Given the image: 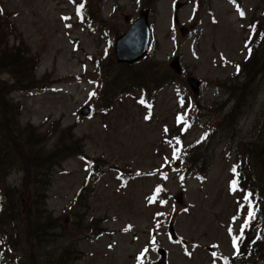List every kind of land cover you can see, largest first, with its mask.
<instances>
[{"label": "rangeland", "instance_id": "374dc122", "mask_svg": "<svg viewBox=\"0 0 264 264\" xmlns=\"http://www.w3.org/2000/svg\"><path fill=\"white\" fill-rule=\"evenodd\" d=\"M141 9H149L150 48L133 64L118 63L114 40ZM0 10L16 28L9 44L22 39L35 58L32 88L6 95L19 106V129L39 135L33 140L45 151L59 148L56 161L64 157L48 175L18 158L0 172V189L15 191L24 208L49 182L42 207L53 218L30 249L20 220L11 222L22 247L0 248V264H264L256 255L234 259L229 233L244 220L241 193L230 190L234 166L264 200V59L250 65L256 53L264 58V0H0ZM189 77L200 80L197 91ZM0 79L13 83L9 73ZM142 89L151 108L139 100ZM188 109L191 122L178 126ZM261 222L264 210L254 230Z\"/></svg>", "mask_w": 264, "mask_h": 264}, {"label": "trees", "instance_id": "16d2710c", "mask_svg": "<svg viewBox=\"0 0 264 264\" xmlns=\"http://www.w3.org/2000/svg\"><path fill=\"white\" fill-rule=\"evenodd\" d=\"M10 24L12 25V27H9V24L6 23L4 19H0V73H9L11 75V78L13 79L12 85L3 82V80L0 79V172L5 171L8 167L15 166L18 158L21 161V165L24 164L26 168L30 167L31 170L42 171V167H44L46 169L44 175H48L54 164L58 163L59 160H62L64 158H59L56 161L58 154L61 152L60 149L56 148L54 150L45 151L44 148L38 147L40 142H34L33 140L37 139L39 135H36V133L33 131L24 134L22 130L19 129L20 127L17 121V116H19V106L17 104H10L9 100L6 98V95L10 91L8 89L9 87H14L13 89L20 90L32 88V83L34 81L33 72L35 64V58L33 55H31L30 50L26 47H24V49L21 48V45H24V41L22 39H20V43L18 45H16L15 43L9 44L7 38L16 30L12 22H10ZM262 39H264V35ZM15 40H17V37H15ZM263 42L264 40L262 41V43ZM256 55L253 56L250 60V65H252L254 59V68H256V65L259 61L261 64V61L264 59L261 53H256ZM168 77L169 76L163 77L162 81L159 84L167 82L170 78ZM139 82H141V80ZM2 83L3 85H1ZM101 88L102 87H99L100 93L102 91ZM147 91L148 90L145 89L141 90L142 93L140 94L141 96H139V100H143V103H141L142 105L146 106L147 108H151L152 102L150 101V99L152 97H148ZM108 105L105 106L103 110H105L106 107H109ZM188 113L189 109L186 110L183 116V118L185 117L184 120L178 121V126H180L183 122H190V120L187 118ZM193 116H195L194 111ZM178 119H180V116H178ZM224 120H227V117H225ZM222 121L223 119L220 122L221 124ZM218 126L219 124H216L214 127L216 128ZM209 135L208 133L206 135H202V137L197 140V142L184 147V155L191 154L194 148L199 146V144L207 142L206 140H209ZM173 136L179 141L182 138L181 134L179 133ZM70 144L71 143L69 142L68 145ZM71 146L72 145L67 147V149H70ZM11 148H14L18 152V156L10 154ZM22 148L26 149L25 153L22 152ZM253 153L255 155V152ZM200 160L201 158H199L198 156H194L190 158L189 161H194L195 164H198ZM249 162L252 163V160ZM99 172L100 170L97 168L96 161L92 159L91 173L96 176L99 174ZM236 173L238 175L232 172L231 181L233 179H236L239 183L236 191H240L241 197L240 203L236 206V211L237 213H244V220L242 221L241 225L244 224L245 218L247 217L248 213V205L243 200V196L245 193L252 194L250 200L252 201V209L254 210L255 215L254 218L249 221L248 226L244 229L243 239L237 240V247L234 248L235 257H237L234 259H250L253 255H256L257 257H259V259H264V237H262L264 233V223L261 222L260 226L255 228V230L253 228L257 223L258 216L261 215V211L264 210V200L260 192L251 188H244L243 185L244 183L247 184V179L246 181L242 179L240 171L236 170ZM203 174V172L197 173V176L202 177ZM184 177H186V174L184 175ZM49 187V182H46L43 186H38V188L36 187L34 189V194H32V200L25 204V208L23 205H20V199L18 198V194L15 191L4 187L0 189V192H3L0 194V229L2 230L0 234V238H2L0 248H4V252H14V247H22L18 230L15 229L17 225L11 226V222L20 220L21 227L19 226L17 228L19 230H23L29 249L31 248L33 241H39L38 243H41L42 241H44V237H47V235H49L47 228L50 229L53 227V218L47 214L44 216L46 209L42 207L43 205H45L44 199ZM4 219H9V222L4 223ZM252 233L253 235L250 236V234ZM256 233L261 237L259 240H257ZM240 234V230L234 231L232 229L231 240H233L234 237H239ZM61 257L62 256H60L59 258ZM137 257L142 259L146 257V253L144 252L143 254H137ZM14 258L18 260L20 257L15 256ZM59 258H57V260ZM243 263L249 264L246 261H243Z\"/></svg>", "mask_w": 264, "mask_h": 264}, {"label": "water", "instance_id": "95a60500", "mask_svg": "<svg viewBox=\"0 0 264 264\" xmlns=\"http://www.w3.org/2000/svg\"><path fill=\"white\" fill-rule=\"evenodd\" d=\"M148 16L149 9H141L138 17L130 23L126 31L115 38L113 50L118 63L133 64L145 56L151 39ZM182 31L186 32L187 29L183 27ZM170 65L175 72H180L181 68L178 65V57H175L170 62ZM189 84L193 88V91H197L200 80L189 77ZM88 112L89 109L87 107L81 109L82 114H87ZM169 233L171 238L174 239L175 233L172 225H169ZM158 252L161 257H164V250L159 249Z\"/></svg>", "mask_w": 264, "mask_h": 264}, {"label": "snow or ice", "instance_id": "6c2138e0", "mask_svg": "<svg viewBox=\"0 0 264 264\" xmlns=\"http://www.w3.org/2000/svg\"><path fill=\"white\" fill-rule=\"evenodd\" d=\"M83 8V4H80L79 7L77 8V15L79 16L80 15V12H81V9ZM0 12H2V10H0ZM238 12H239V15L241 17L244 16V12L239 10L238 9ZM64 19H69L68 17H64ZM68 27H70V25H67ZM247 47V45H246ZM249 51V54H251V48L248 49ZM237 71H239V66H237ZM95 93H93L94 95ZM141 103H143V100L140 101ZM181 105H183V101L181 100ZM165 131H167V129H165ZM177 143H179V140L177 139ZM179 149H174L173 151V159H178L179 156H178V153H179ZM231 171L234 173V174H237L236 173V166H234ZM238 175V174H237ZM181 179H183V177H181ZM237 186H238V181L236 179H233L231 182H230V190L232 191H236L237 190ZM158 191V190H157ZM252 196L251 193H245L244 196H243V200L244 202L248 205V213H247V217L245 218V222L244 224L241 225V229H240V236L239 237H234L233 240H232V244H233V247L236 248L237 247V240H242L243 239V233H244V229L248 226V223L249 221L254 218V210L252 209V201L250 200V197ZM150 202L152 200V198H149ZM243 206V205H242ZM125 231H127V229H125ZM232 232V229L229 228V233L231 234ZM261 237L259 235H257V239H260ZM0 243H2V241H0ZM177 243H179V241H177ZM186 254H190V253H186ZM213 255L215 256V253H213Z\"/></svg>", "mask_w": 264, "mask_h": 264}]
</instances>
